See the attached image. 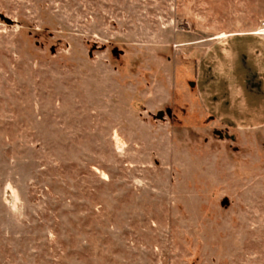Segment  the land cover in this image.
I'll return each instance as SVG.
<instances>
[{
	"label": "rangeland",
	"instance_id": "rangeland-1",
	"mask_svg": "<svg viewBox=\"0 0 264 264\" xmlns=\"http://www.w3.org/2000/svg\"><path fill=\"white\" fill-rule=\"evenodd\" d=\"M262 39L264 0H0V264H264Z\"/></svg>",
	"mask_w": 264,
	"mask_h": 264
},
{
	"label": "crops",
	"instance_id": "crops-1",
	"mask_svg": "<svg viewBox=\"0 0 264 264\" xmlns=\"http://www.w3.org/2000/svg\"><path fill=\"white\" fill-rule=\"evenodd\" d=\"M240 36H251V37H255V38L259 39V37H256L257 35H255L253 33L248 34V35H240ZM260 43H262L263 44L262 47H264V39H262V41ZM259 81H262V82L259 83ZM235 83H237V82H231L232 87H235L238 85V83L237 84H235ZM239 83H241L242 87H243V85H245V86L248 85V87H264V72L262 74L257 73L254 76L243 78L241 80V82H239Z\"/></svg>",
	"mask_w": 264,
	"mask_h": 264
},
{
	"label": "water",
	"instance_id": "water-1",
	"mask_svg": "<svg viewBox=\"0 0 264 264\" xmlns=\"http://www.w3.org/2000/svg\"><path fill=\"white\" fill-rule=\"evenodd\" d=\"M160 116V115H159Z\"/></svg>",
	"mask_w": 264,
	"mask_h": 264
}]
</instances>
